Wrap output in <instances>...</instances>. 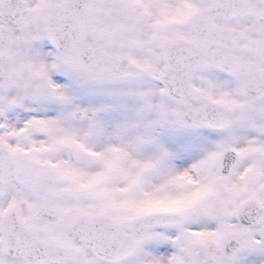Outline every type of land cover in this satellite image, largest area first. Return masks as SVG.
Masks as SVG:
<instances>
[{"label":"snow or ice","instance_id":"snow-or-ice-1","mask_svg":"<svg viewBox=\"0 0 264 264\" xmlns=\"http://www.w3.org/2000/svg\"><path fill=\"white\" fill-rule=\"evenodd\" d=\"M0 264H264V0H0Z\"/></svg>","mask_w":264,"mask_h":264}]
</instances>
